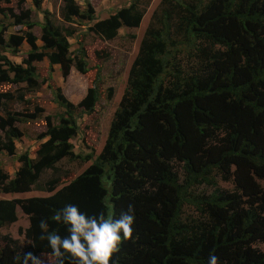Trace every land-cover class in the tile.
Masks as SVG:
<instances>
[{
  "label": "trees",
  "instance_id": "16d2710c",
  "mask_svg": "<svg viewBox=\"0 0 264 264\" xmlns=\"http://www.w3.org/2000/svg\"><path fill=\"white\" fill-rule=\"evenodd\" d=\"M63 2L64 21L95 18L91 4L82 10L77 0ZM163 5L164 26H148L144 33L100 153H75L79 114L59 93L57 101L69 117L61 116L58 125L48 123L42 137L49 139L36 158L19 155L14 177L0 168V192H51L0 198V229L19 219V206L30 221L24 249L10 235L2 238L0 264H24L26 253L52 256L48 240L41 239L40 221H47L49 232L67 236V226L54 220L66 205L108 219L134 207L133 237L122 240L118 264H209L212 255L218 264H264V0H163ZM44 16L42 51L30 52L26 67L0 51V84L11 73L19 82L36 84L32 63L44 57L61 64L64 75L72 66L89 72L85 47L70 54L75 31L56 25L48 10ZM143 17L132 3L97 21L92 30L110 40L123 26L138 27ZM1 26L0 46L6 43ZM181 33L183 40L175 43L172 34ZM24 38L38 47L31 31L10 35L8 45L16 47ZM185 57L194 59L192 71H185ZM9 97L0 91V113ZM98 98L91 87L79 106L90 113ZM8 119L9 130L0 120L5 130L0 152L14 155L20 132L12 126L17 119ZM65 158L91 163L59 187L57 165ZM48 170L54 178L40 184ZM220 180L233 181V188L220 186ZM65 264L74 262L66 259Z\"/></svg>",
  "mask_w": 264,
  "mask_h": 264
},
{
  "label": "rangeland",
  "instance_id": "374dc122",
  "mask_svg": "<svg viewBox=\"0 0 264 264\" xmlns=\"http://www.w3.org/2000/svg\"><path fill=\"white\" fill-rule=\"evenodd\" d=\"M77 2L81 5L82 10H86L88 4H91L95 9V18L90 20L88 17L82 16L76 17L71 23L64 21L61 15L63 0H0V24H2L1 28L5 29L6 37V43L0 46V51L12 62L26 67L24 62L29 58L30 52L42 51L44 12L48 10L56 25L70 27L75 31L74 35L69 37L70 54L75 56L79 47H85L89 65L87 74L81 73L72 66L68 74L64 75L61 64H52L47 57H44L42 60L32 63L36 71L34 77L36 84L31 86L29 82H19L14 73L10 74L7 81L0 84V91L10 95L0 113V120L3 118L6 121L5 130H9L8 122L10 120L8 118L15 117L17 120L13 122L12 126L20 132V137L15 140V154L11 155L5 150L0 152V168L11 178L15 176L21 166L19 155L27 152L31 158H36L41 143L49 139L48 136L42 137L48 131V123L51 121L52 124L58 125L62 122L61 116L69 117L66 108L57 101L59 93L73 102L75 105L73 111L75 114H79L77 118L78 130L72 138L75 153L81 155L99 154L128 85L130 70L138 54L144 33L148 26L156 28L164 26L162 23L165 6L163 0H77ZM132 3H137L144 11L143 20L138 27L123 26L118 35L110 40L92 30L97 21L109 17ZM25 14H29V17H25ZM18 17H21L23 21L18 22ZM177 19L178 16L175 14L174 23ZM29 23L32 25L29 26ZM27 31H31L37 37V48H33L25 38L16 47L8 45L10 35L24 36ZM183 38L182 33L179 36L172 34V40L175 43ZM186 46L190 49V45ZM183 56L186 55L178 54L179 58ZM187 60L189 63L186 62ZM194 64V59H188V57H185L182 63L185 71H192L191 68ZM91 87L97 88L99 98L94 110L84 113V108L80 107L79 103L85 98ZM5 130L0 129V138L2 139H4ZM90 163V161H82L81 158L74 160L65 158L60 161L57 166L62 171V175L56 176L61 182L59 187L81 174ZM52 176V170L46 171L39 183L45 184L54 178ZM219 184L229 189L234 186L233 181L220 180ZM50 194L51 192L47 190L33 188L25 193L6 194L0 192V198H27ZM186 211L188 214L191 212L190 208H186ZM18 212L19 219L15 223L0 229V249L3 247L2 238L6 235L15 239L21 249H24L30 242L24 235L25 229L30 224L29 217L20 206ZM38 257L43 261V264H53L54 258L49 254H40Z\"/></svg>",
  "mask_w": 264,
  "mask_h": 264
},
{
  "label": "clouds",
  "instance_id": "9594fccd",
  "mask_svg": "<svg viewBox=\"0 0 264 264\" xmlns=\"http://www.w3.org/2000/svg\"><path fill=\"white\" fill-rule=\"evenodd\" d=\"M54 220L67 226L68 235L62 237L49 232L47 221H40L41 239L48 240L55 257L53 264H65L66 259L74 264H118L115 257L121 250L122 240L133 237L135 215L132 205L118 219L105 218L102 213L89 216L78 206L66 205ZM29 260L32 264H43L33 253L25 254L24 264ZM209 264H218V258L210 256Z\"/></svg>",
  "mask_w": 264,
  "mask_h": 264
}]
</instances>
